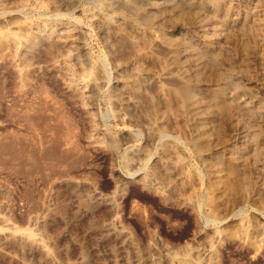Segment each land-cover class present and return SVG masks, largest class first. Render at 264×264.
I'll return each mask as SVG.
<instances>
[{"label": "rangeland", "instance_id": "374dc122", "mask_svg": "<svg viewBox=\"0 0 264 264\" xmlns=\"http://www.w3.org/2000/svg\"><path fill=\"white\" fill-rule=\"evenodd\" d=\"M0 264H264V0H0Z\"/></svg>", "mask_w": 264, "mask_h": 264}, {"label": "bare ground", "instance_id": "6f19581e", "mask_svg": "<svg viewBox=\"0 0 264 264\" xmlns=\"http://www.w3.org/2000/svg\"><path fill=\"white\" fill-rule=\"evenodd\" d=\"M178 16V15H177ZM186 16V15H185ZM188 17V16H187ZM182 21V20H181ZM190 21V20H189ZM13 33V32H12ZM15 33V32H14ZM7 34V33H6ZM11 35V34H10ZM21 35V34H20ZM19 36V35H18ZM6 37V36H5ZM15 37V36H14ZM21 37V36H20ZM12 39V38H11ZM10 41V40H9ZM142 41V40H141ZM7 43V42H6ZM64 141V140H63ZM181 166V164H180ZM192 263V262H191Z\"/></svg>", "mask_w": 264, "mask_h": 264}]
</instances>
